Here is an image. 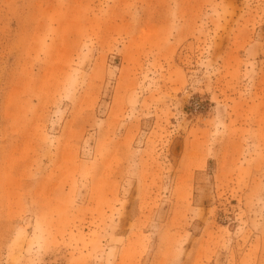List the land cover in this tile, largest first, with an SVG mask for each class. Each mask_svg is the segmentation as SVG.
<instances>
[{
  "label": "rangeland",
  "instance_id": "obj_1",
  "mask_svg": "<svg viewBox=\"0 0 264 264\" xmlns=\"http://www.w3.org/2000/svg\"><path fill=\"white\" fill-rule=\"evenodd\" d=\"M0 264H264V0H0Z\"/></svg>",
  "mask_w": 264,
  "mask_h": 264
}]
</instances>
